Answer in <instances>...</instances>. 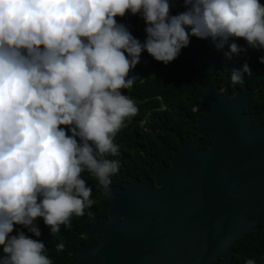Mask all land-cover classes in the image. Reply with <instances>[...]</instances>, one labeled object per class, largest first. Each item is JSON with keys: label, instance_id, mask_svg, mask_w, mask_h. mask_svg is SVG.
Segmentation results:
<instances>
[{"label": "clouds", "instance_id": "1", "mask_svg": "<svg viewBox=\"0 0 264 264\" xmlns=\"http://www.w3.org/2000/svg\"><path fill=\"white\" fill-rule=\"evenodd\" d=\"M0 0V264H53L37 218L60 232L94 201L85 171L110 191L119 171L114 142L138 109L131 89L142 52L167 65L206 39L231 59L248 48L264 51L262 0ZM145 22L143 42L117 22ZM264 63V56L260 57ZM251 69H233L240 84ZM63 126V127H62ZM64 244L57 245L62 250ZM245 264H256L248 259Z\"/></svg>", "mask_w": 264, "mask_h": 264}, {"label": "water", "instance_id": "2", "mask_svg": "<svg viewBox=\"0 0 264 264\" xmlns=\"http://www.w3.org/2000/svg\"><path fill=\"white\" fill-rule=\"evenodd\" d=\"M203 119L178 139L154 180L110 185L107 217H95L75 264H232V247L264 223V124L247 113L258 92L206 86ZM214 138L208 148L203 139ZM264 235V225L262 227Z\"/></svg>", "mask_w": 264, "mask_h": 264}, {"label": "trees", "instance_id": "3", "mask_svg": "<svg viewBox=\"0 0 264 264\" xmlns=\"http://www.w3.org/2000/svg\"><path fill=\"white\" fill-rule=\"evenodd\" d=\"M172 3L170 14L176 15L185 10L183 0H172ZM116 19L135 38L144 41L145 22L139 15L126 13ZM236 42L247 50L239 55L233 54L231 59L224 55L229 51L227 45L217 50L211 41L196 37H191L189 46L181 49L180 55L167 65L156 61L146 51L142 52L141 62L130 73L136 75V82L131 89L122 90L135 102L138 112L125 122L115 137L119 154L109 158L119 161V171L111 177L112 186L126 187L134 178L153 181L157 164L170 165L172 151L179 147L178 139L185 140L195 135L197 122L204 117L200 104L206 86L218 87L221 91L230 89L232 95L247 89L257 91L258 96L246 112L259 115L257 125L264 124V63H260L264 51L248 48L243 39L238 38ZM244 63L249 65L251 72L244 75L242 83L233 84L230 79L232 70L241 69ZM213 140L204 138L201 148H207ZM81 177L92 188L91 199L94 201L90 208L85 209L84 215H73L69 224L61 225L60 232L54 235L50 234L43 219L37 218L35 223L41 231L38 238L23 226H14L12 235L20 230L33 239L44 241L45 254L53 264H75L77 258L72 253L80 245L87 249L99 240V237L84 238V232L94 224L95 217L109 214L111 202L96 178L87 171ZM262 227L232 247V264H245L248 259L264 264ZM60 243L64 244V248L58 251Z\"/></svg>", "mask_w": 264, "mask_h": 264}, {"label": "flooded vegetation", "instance_id": "4", "mask_svg": "<svg viewBox=\"0 0 264 264\" xmlns=\"http://www.w3.org/2000/svg\"><path fill=\"white\" fill-rule=\"evenodd\" d=\"M197 123H198V122H197ZM193 136H194V135H193ZM193 136H192V137H193ZM192 137H190V138H192ZM179 139H181V138H179ZM186 139H188V138H186ZM186 139H185V140H186ZM211 144H212V143H211ZM211 144H210V145H211ZM210 145H209V146H210ZM209 146H208V147H209ZM208 147H207V148H208ZM135 179H138V178H134L133 180H135ZM147 179H148V178H145V180H147ZM145 180H142V181L140 180V181L143 182V181H145ZM148 180H149V179H148ZM130 184H131V183H130ZM128 185H129V184H128ZM128 185H127L126 187H123V188H127ZM113 186H118V185H113ZM118 187H122V186H118ZM106 217H107V216H106ZM101 218H102V217H101Z\"/></svg>", "mask_w": 264, "mask_h": 264}]
</instances>
